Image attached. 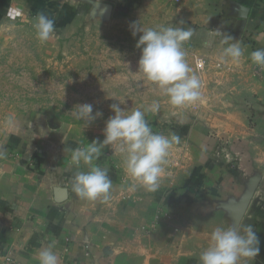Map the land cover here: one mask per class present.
Here are the masks:
<instances>
[{
    "label": "crops",
    "instance_id": "obj_1",
    "mask_svg": "<svg viewBox=\"0 0 264 264\" xmlns=\"http://www.w3.org/2000/svg\"><path fill=\"white\" fill-rule=\"evenodd\" d=\"M56 1L0 0V28H34L38 13L79 0ZM143 5L158 8L172 27L192 28L187 43L220 65L208 76L210 100L180 145L170 148L156 192L138 184L131 190L135 182L102 150L93 163L109 169L106 202L72 191L77 169L68 149L87 145L50 128L45 119L17 117V126L0 134L6 153L0 159V264H39L38 252L52 241L59 264H194L211 231L236 222L252 224L260 241L259 254L242 264H264V67L250 58L264 48V0H144ZM240 5L247 7L245 18ZM217 29L233 37L229 43L240 44L239 62L221 59L227 47L221 37L205 43ZM79 170L87 167L81 164ZM56 186L67 189L61 203L55 200ZM245 200L237 219L231 206Z\"/></svg>",
    "mask_w": 264,
    "mask_h": 264
},
{
    "label": "rangeland",
    "instance_id": "obj_2",
    "mask_svg": "<svg viewBox=\"0 0 264 264\" xmlns=\"http://www.w3.org/2000/svg\"><path fill=\"white\" fill-rule=\"evenodd\" d=\"M108 1L112 5L109 17L93 11L99 0L52 8L47 16L54 20L55 35L45 43L28 25L0 28V134L8 129L5 118L14 114L45 119L50 128L69 133L85 145L94 139L103 141L105 121L114 115L113 103L122 109L143 110L158 101V114L146 112L145 119L154 133L165 136L175 133L182 139L187 127L198 121L203 104L211 98L208 76L220 65L185 42L186 60L201 80V98L191 105L172 106L158 86L138 72L141 50L135 45L142 33L134 37L129 27L134 21L145 27H172L169 19L160 16L158 8L143 5L144 0ZM87 5L93 6L87 9ZM83 103L93 105V114L103 115L84 126L73 115ZM103 151L125 172L119 153L111 146Z\"/></svg>",
    "mask_w": 264,
    "mask_h": 264
},
{
    "label": "clouds",
    "instance_id": "obj_3",
    "mask_svg": "<svg viewBox=\"0 0 264 264\" xmlns=\"http://www.w3.org/2000/svg\"><path fill=\"white\" fill-rule=\"evenodd\" d=\"M33 27L41 43L48 42L55 35L54 20L43 12L34 18ZM129 27L134 37L142 33L135 45L141 50L138 72L157 85L174 107L191 105L200 100L201 80L188 64L183 49L184 43L194 35V30L180 26L145 27L139 21L132 22ZM217 36L227 45L222 50L221 59L230 58L233 62H239L243 49L238 42L229 43L234 41L232 36L218 29L210 30L209 40L205 43ZM250 58L253 63L264 67V48L252 51ZM75 108L74 118L83 121L84 126L103 115L99 111L93 114L90 103L79 104ZM110 108L114 115L105 121L103 141L94 139L86 147L68 149L71 165L77 169L71 181L72 191L81 199H101L104 202L109 199L112 188L109 169L93 163L100 158L105 146H111L114 152L122 156L125 173L135 182L131 190H135L138 184L147 191H158L169 150L180 143V136L175 133L165 136L152 131L145 113L158 114V101H153L143 110L139 107L122 109L116 103L111 104ZM4 126L9 129L17 126L14 114L5 118ZM5 155V150L0 148V159ZM81 164L87 167L86 171L79 170ZM259 243L254 226L250 223L236 222L227 227L218 225L209 234L208 245L199 255V264H242V261L254 259L259 254ZM54 247L55 242L52 241L41 248L37 254L39 264H59Z\"/></svg>",
    "mask_w": 264,
    "mask_h": 264
},
{
    "label": "water",
    "instance_id": "obj_4",
    "mask_svg": "<svg viewBox=\"0 0 264 264\" xmlns=\"http://www.w3.org/2000/svg\"><path fill=\"white\" fill-rule=\"evenodd\" d=\"M96 6H98V8L95 10L96 12H100L103 14V16L109 17V15L111 14V10H112L111 4L105 3V2H99V3H96ZM246 15H247V7L240 5L239 6V16L241 18H245ZM53 193L55 195V200L57 203H61L67 199V189L62 186H56L53 189ZM247 203H248V200H245L241 203L231 206V209L235 212V217L237 219H240L241 216L243 215L245 208L247 206Z\"/></svg>",
    "mask_w": 264,
    "mask_h": 264
},
{
    "label": "built area",
    "instance_id": "obj_5",
    "mask_svg": "<svg viewBox=\"0 0 264 264\" xmlns=\"http://www.w3.org/2000/svg\"><path fill=\"white\" fill-rule=\"evenodd\" d=\"M258 199H260V198H258Z\"/></svg>",
    "mask_w": 264,
    "mask_h": 264
}]
</instances>
